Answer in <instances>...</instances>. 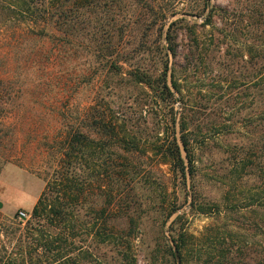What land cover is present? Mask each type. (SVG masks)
<instances>
[{
	"label": "rangeland",
	"instance_id": "374dc122",
	"mask_svg": "<svg viewBox=\"0 0 264 264\" xmlns=\"http://www.w3.org/2000/svg\"><path fill=\"white\" fill-rule=\"evenodd\" d=\"M248 2L45 0L42 18L0 20V264H30L20 241L27 221L50 234L74 225L73 264H182V233L183 264H200L205 240L221 236L230 249L218 264H253L264 241L254 211L264 197V98L252 82L251 39L241 35L242 48L222 32ZM165 69L172 98L136 80L155 86ZM102 116L113 125L106 135H117L106 137V173L81 156L68 166L67 141L91 137ZM173 131L188 139L184 177L158 149ZM63 182L67 220L32 218L41 193L49 209Z\"/></svg>",
	"mask_w": 264,
	"mask_h": 264
},
{
	"label": "trees",
	"instance_id": "16d2710c",
	"mask_svg": "<svg viewBox=\"0 0 264 264\" xmlns=\"http://www.w3.org/2000/svg\"><path fill=\"white\" fill-rule=\"evenodd\" d=\"M45 0H0V20L7 18H29L30 20H37L42 18L43 14L47 12L48 8L42 7ZM50 1V0H47ZM74 1V0H67ZM248 9L247 13L242 11H237L232 14V20L228 21L229 30H222L224 36L231 40L234 44L241 45L243 48L244 43L239 41L244 34L251 39L252 43L248 46L247 54L249 55L250 63L255 67L254 77L252 78L253 85L256 89V96H263L264 98V0H248ZM64 7V5H62ZM222 13L220 16H224ZM229 19L226 16V19ZM209 22V20H208ZM227 22V20H226ZM227 24V23H226ZM231 27H230V26ZM165 39L168 42L167 49L170 52L174 53L175 48L172 44L171 39V30L167 28ZM167 69L162 72V74L154 81L155 86L148 81L144 74L136 75V80L141 83H145L150 88L154 90H159L162 95L168 96L169 98L174 97V93L171 91L170 87L167 85L166 81ZM172 88L179 92L178 85L176 81H172ZM105 117L102 116L95 121L93 135L91 137L85 133H74L69 141H67L66 146L68 151H66L65 158L67 160V165H70V162L73 157L81 156L86 164L87 162H92L95 166H99L101 162L105 166L103 172L106 173V158H103V154L106 155V137H109L110 141L115 139L117 136L114 133L107 134L106 130L112 131L113 125L109 124L106 126ZM109 121V120H108ZM172 123L175 126L174 118ZM107 127V128H106ZM185 125L182 123L180 125V130L183 132ZM109 135V136H108ZM127 143V142H126ZM91 151L88 157H84V150ZM159 151L165 155L173 165L175 174H181L182 177L186 175V160H188V170L192 173L193 165L192 160L189 155L188 150V139L183 134L180 137H177L175 131L171 135L165 136V142L158 147ZM182 151H185L183 155ZM76 155V156H74ZM66 166V168H68ZM96 173V171H95ZM100 174H97L99 177ZM70 181V179H66ZM65 183H60V187H54L55 198L52 200V206L47 209V204L45 202V190L41 193L39 199L32 208L31 216L32 218H41L45 216L46 222L53 224L58 223V226L63 224L64 221L68 218L67 205L65 203V196L68 194L69 186L64 185ZM64 186V187H63ZM53 188V186H52ZM47 190V188H46ZM259 201V202H258ZM256 203L258 209L254 210L259 216H263V219H260L264 225V197L260 198ZM55 202V203H54ZM255 226L256 223H255ZM46 225L43 223L39 227L37 225H32L31 221L26 222L27 232L23 239L20 238V241L28 251V256L30 258V264H55L62 260L63 264H73L71 258L69 257L70 252L75 248V243L73 240V232H75V226L70 225L67 229H64L63 232L50 234L48 229L45 228ZM99 234V233H98ZM185 234L182 233L178 239H174L175 247L178 254L180 255L181 262L183 264V252L187 246V241L185 240ZM210 238V237H208ZM222 241H213L211 238L205 240L204 245L207 249L206 253L199 252L196 255V261L200 264H218L222 258L228 256L229 254V238L221 236ZM106 240V239H103ZM228 241V242H227ZM231 241V239H230ZM256 246H259L260 249L256 250L253 255V264H264V241H259L255 243ZM242 249V248H240ZM239 249V250H240ZM170 250V249H169ZM227 250V251H226ZM87 256H90V253L86 250L84 251ZM22 253V252H21ZM171 254L173 252L171 251ZM36 256V260L32 261V256ZM205 255V257H203ZM27 259V258H26ZM26 259H21V261H11L8 264H26Z\"/></svg>",
	"mask_w": 264,
	"mask_h": 264
},
{
	"label": "built area",
	"instance_id": "2783aa9c",
	"mask_svg": "<svg viewBox=\"0 0 264 264\" xmlns=\"http://www.w3.org/2000/svg\"><path fill=\"white\" fill-rule=\"evenodd\" d=\"M26 217V213L24 211H18L17 218L21 221Z\"/></svg>",
	"mask_w": 264,
	"mask_h": 264
},
{
	"label": "water",
	"instance_id": "95a60500",
	"mask_svg": "<svg viewBox=\"0 0 264 264\" xmlns=\"http://www.w3.org/2000/svg\"><path fill=\"white\" fill-rule=\"evenodd\" d=\"M174 252H175V254L177 255V250H176V249H174ZM178 264H180V263H179V259H178Z\"/></svg>",
	"mask_w": 264,
	"mask_h": 264
}]
</instances>
